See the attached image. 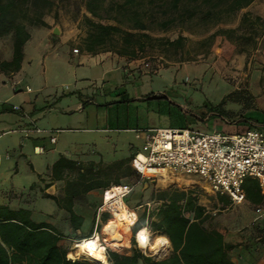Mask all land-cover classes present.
Instances as JSON below:
<instances>
[{
    "label": "crops",
    "instance_id": "crops-1",
    "mask_svg": "<svg viewBox=\"0 0 264 264\" xmlns=\"http://www.w3.org/2000/svg\"><path fill=\"white\" fill-rule=\"evenodd\" d=\"M43 20L51 25L49 19L43 17ZM26 28L30 38L23 45V58L19 70L15 72L0 70V155L3 152L5 154V159L0 158V204L7 205L14 210L19 208L29 210L30 219L33 222L52 227L61 235L57 244L69 249V244L87 237L94 230L97 206L101 202L104 189L110 185L135 183L133 190L125 198V203L136 209L138 215L143 212L149 213L158 206L167 204L174 193L183 192L184 196L179 198L178 203L183 205L187 198H192L195 208L196 206L201 207L200 217L196 218V221L202 220L201 225L207 231L222 233L224 243L229 245L227 256L233 264H264V192L256 178L246 177L244 179L245 199L241 203H233L228 195L212 192L207 184L196 176L170 174L166 179H140L130 164L132 156L139 150L137 144L133 142H127V146L124 148L127 149V152L123 153H118L116 146H113L109 155V152L101 153L102 150L98 143H88L75 137L77 132L93 130L105 134L104 137L100 136L102 142L99 143L109 144V138L106 134L108 131L116 133L134 132L136 128L133 127L118 126L117 123L114 127L110 126L114 120L117 121V117L111 118L107 110L112 108L110 104L115 100L100 101L98 97H106L108 93L113 92L114 89L112 88L106 91L110 84L125 81L126 68L123 65L125 63L131 65L137 61V58L119 56L111 51L92 54L81 48L79 50L72 47V38L66 32L62 30H59V33L57 30L54 32L55 27L27 26ZM64 47L68 51L70 61L73 60L74 55L78 57L76 65L96 66L100 69L95 78L85 77L84 79L99 83L102 92L100 95L86 94L84 96L85 102H77L73 108L67 107L58 111L50 107V102H56L59 97L57 95L44 96L40 94V91L33 94V90L22 78L21 73L26 60L30 59L29 52L40 48L57 51L60 48L64 49ZM12 54L11 35L0 37V61L11 60ZM161 71L163 70L158 72ZM151 75L144 74L141 77ZM126 76H131L132 79L135 77L134 73H129ZM76 79L82 81L80 78ZM185 80L188 81L189 76H186ZM16 81L19 83L13 88V83ZM26 87H29L30 91H26ZM136 91L134 98L138 100L161 98L155 96L160 92ZM78 96L83 97L80 93ZM208 102L211 101L205 98L203 103L214 106L220 101L216 104H209ZM88 103L93 105L86 108L85 105ZM13 105H19L21 110H14ZM101 106L105 107L101 109ZM37 110L39 116L46 120L42 124V131L23 134L20 127L22 125V128L29 127V119H32L33 124L37 127L36 123L38 124V122L36 120L40 119V117L35 119ZM26 114L29 118L24 116ZM50 114L54 116L51 119L49 118ZM216 118L219 119V117ZM83 120L86 123L94 120L100 126L91 129L72 126L73 123H79ZM15 125L18 126L20 132L17 129H11V126ZM45 127H50L52 130L48 131ZM77 129L80 131L75 132L74 130ZM234 129L235 131L232 132L220 131L226 133L241 131L237 127ZM10 131L21 133L24 138L34 134L35 137L31 139L30 143L32 152L40 156H48V162L40 168H35L32 163L27 161L23 151L24 147L28 146L25 139L9 137V139L1 142L2 138ZM50 137L55 138L54 142L50 141ZM45 138L48 139V142H45ZM135 139H138L142 145L143 136L135 137ZM107 155L110 158H106ZM12 159L14 164L9 162ZM19 159L25 160V163L27 161L28 172L34 176V180L27 184L3 185L8 173L13 171L10 177L18 175L17 160ZM168 179L169 181L163 183ZM256 208L262 209V213H257ZM193 211H195L194 208L184 212L190 221L194 220ZM107 215V213L101 215L99 226L105 223ZM144 229L148 231L147 228ZM158 236L160 235H155V237ZM164 237L169 243L167 249L169 253L172 249L171 243L166 236ZM131 249L132 247L125 252L130 253ZM107 264L109 263L107 262Z\"/></svg>",
    "mask_w": 264,
    "mask_h": 264
},
{
    "label": "rangeland",
    "instance_id": "rangeland-1",
    "mask_svg": "<svg viewBox=\"0 0 264 264\" xmlns=\"http://www.w3.org/2000/svg\"><path fill=\"white\" fill-rule=\"evenodd\" d=\"M52 1L54 2L53 7L44 15V18L49 19L51 22V25L47 24V26L49 28L57 27V33H59V30L66 32L72 38V47L80 50L82 39L85 36L82 16L88 14L84 4L86 0ZM115 1L121 2L123 0ZM157 3L154 5L153 11L155 18L160 20L163 15L157 8ZM244 12L259 15L264 20V0H254L249 6L235 13L230 21L221 24V26H237ZM147 31L155 39H175L182 34L188 37V41L182 50L176 51L172 47H164L157 40H154L143 53L139 54L136 62L131 65L126 63L123 65L126 68L125 81L110 84L106 91L112 88L114 89L112 90L113 92L111 94L108 93L106 97H98L100 101L115 100L110 104L112 108L107 110L111 118L115 119L117 117V121L114 120L110 126L114 127L116 123L118 126H129L136 129L159 126H187L206 132L220 130L232 132L237 127L242 132L248 124L240 121L239 117L250 116L264 120V31L258 36L255 48L246 53H236L233 51L234 47L231 44L232 46H230L226 57L223 56L222 48L203 53L204 49H201L196 42L204 37L206 31L195 22L174 25L165 30L154 22ZM28 55L30 59L26 60L21 76L33 90V94L40 91V94L44 96L57 95L59 97L56 102L50 100V107L54 110L60 111L62 108H73L75 103L85 102L84 96L86 94L100 95L102 92L99 83L84 79L85 77L95 78L96 74H99L100 69L96 66L76 65L78 57L74 55L73 60L70 61L65 47L57 51L35 49L29 52ZM160 70L163 71L158 72ZM129 73H134L135 77L132 79L131 76H126ZM153 73L157 74L151 75ZM144 74L151 76L141 77ZM186 76H189L188 81L185 80ZM76 78H80L82 81ZM135 89L139 92H160L157 95L161 94L162 97L138 100L134 98ZM77 92L83 97H79ZM127 98L129 99L127 100ZM205 98L211 101L208 102L209 104H216L223 100L221 107L225 111L223 118H209L205 114L207 106V104L203 103ZM91 105L93 104L88 103L85 107L89 108ZM13 106L20 107L19 105ZM103 107L105 106H101V109ZM37 117H40L38 110L35 119ZM51 117L54 116L50 114L49 118L51 119ZM36 121L38 122L36 126L42 130V124L46 120L40 117ZM73 124L72 126L75 128L91 129L100 126L94 120L88 123L83 120ZM233 125L236 127H231ZM22 126L20 127L21 129L26 128H22ZM45 128L48 131L52 130L50 127ZM11 129L18 130L19 128L15 125L11 126ZM77 133L75 137L80 138L78 140L98 143L103 154L109 152L110 155L113 146H116L118 153L127 152V149H124L127 146V142L137 144L139 150L141 147L139 140L135 139V132L132 131L120 133L108 131L106 134L109 138V144L99 143L102 142L100 136L104 137V133L100 134L93 130ZM23 134L10 131L2 138L1 142L9 139V137L25 139L28 143V146H25L23 150L26 154V160L32 163L35 168H40L48 162L49 158L48 156H40L32 152L30 143L31 139L35 137L34 134H30L28 138H24ZM45 139V142H48V139ZM0 158L5 159L4 152L1 153ZM106 158L110 157L107 155ZM27 161L25 163L23 159L17 160L18 175L10 177L13 171L8 173L3 185L27 184L33 181L34 176L28 172ZM9 162L14 164L13 159ZM167 181L169 179L164 182L161 180L163 183ZM148 231V243H153L157 234ZM131 235L130 228L128 234L127 227L122 240L116 242L105 235L103 229L99 232V236L105 239L106 249L119 252H125L133 247ZM135 241V247L155 259L163 258L169 251L166 253H162V251L154 252L150 249V246L141 247L136 238ZM68 246L72 258H86V255L79 250L77 242H72Z\"/></svg>",
    "mask_w": 264,
    "mask_h": 264
},
{
    "label": "trees",
    "instance_id": "trees-1",
    "mask_svg": "<svg viewBox=\"0 0 264 264\" xmlns=\"http://www.w3.org/2000/svg\"><path fill=\"white\" fill-rule=\"evenodd\" d=\"M253 1L86 0L84 4L89 15L82 16L85 36L80 48L87 53L111 51L135 59L151 42L157 40L162 46L179 51L188 37L180 34L175 39H155L147 30L154 22L163 30L195 22L206 31L204 37L196 42L204 49L203 53L222 48L226 57L232 45L234 52L246 53L255 48L258 36L264 31V20L259 15L244 12L237 26L221 24L230 21L235 13ZM156 2L163 15L160 20L154 16ZM53 4L52 0H0V37L10 34L13 49L11 60L0 61V70H19L23 45L30 38L26 27L47 26L43 17ZM222 103L223 100L214 106L207 105L205 114L209 118H223L225 111L221 108ZM239 120L248 124L244 130L256 125L264 127V120L256 117H239ZM183 196V192L174 193L167 204L149 213L137 214V220L130 228L134 246L131 252L106 249L105 260L109 264H233L227 256L229 245L224 243L222 233L207 231L201 225L202 220L196 221L200 217L201 207L195 208L192 198H187L183 205L178 203ZM193 208L194 220L190 221L184 212ZM70 214L73 215L72 212ZM107 219L108 215L105 223ZM144 228L169 239L172 249L168 255L155 259L135 247L136 235ZM60 239L61 235L52 227L33 222L29 210H14L0 204V264H97L88 256L72 258L68 248L57 244Z\"/></svg>",
    "mask_w": 264,
    "mask_h": 264
},
{
    "label": "built area",
    "instance_id": "built-area-1",
    "mask_svg": "<svg viewBox=\"0 0 264 264\" xmlns=\"http://www.w3.org/2000/svg\"><path fill=\"white\" fill-rule=\"evenodd\" d=\"M18 83H13V88ZM25 89L30 91L29 87ZM13 108L21 110L18 106ZM24 116L28 117L27 114ZM29 124V127L21 129L25 135L42 131L35 127L32 119H29ZM134 132L136 137L143 136L140 150L130 161L140 179H156L162 173L196 176L212 192L228 195L233 203H241L245 199L243 181L246 177L256 178L264 192V127L261 125L234 133L203 132L188 127H153L134 129ZM54 140L50 137L51 142ZM134 186L135 183H118L104 189L96 209L93 234L77 242L99 236L104 225L99 226L101 215L107 213L108 221L119 207L125 209L133 225L137 220V211L125 203V198ZM261 210L256 208L257 213H262ZM104 240L99 236L105 254Z\"/></svg>",
    "mask_w": 264,
    "mask_h": 264
},
{
    "label": "bare ground",
    "instance_id": "bare-ground-1",
    "mask_svg": "<svg viewBox=\"0 0 264 264\" xmlns=\"http://www.w3.org/2000/svg\"><path fill=\"white\" fill-rule=\"evenodd\" d=\"M167 177L168 175L166 173H162L161 176H159L161 179H166ZM132 223L133 221L128 217L125 209L119 207L114 211V216L104 223L102 228L103 233L113 241H120L122 240L123 234L127 231V227L129 233V228H131ZM136 240L141 247L150 246V249L154 252L162 251L163 253L169 248L168 241L162 235L156 237L153 243H148L147 231L145 229L138 231ZM78 246L79 250L94 262L98 264H107V261L104 258V245L100 244L99 236L80 241Z\"/></svg>",
    "mask_w": 264,
    "mask_h": 264
},
{
    "label": "water",
    "instance_id": "water-1",
    "mask_svg": "<svg viewBox=\"0 0 264 264\" xmlns=\"http://www.w3.org/2000/svg\"><path fill=\"white\" fill-rule=\"evenodd\" d=\"M55 30H57V27L54 28V32H55ZM155 96L162 97V95H155ZM152 182H153V180H152Z\"/></svg>",
    "mask_w": 264,
    "mask_h": 264
}]
</instances>
